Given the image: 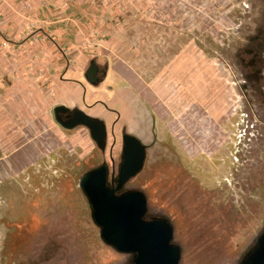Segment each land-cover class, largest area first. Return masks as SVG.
<instances>
[{"label": "rangeland", "instance_id": "obj_1", "mask_svg": "<svg viewBox=\"0 0 264 264\" xmlns=\"http://www.w3.org/2000/svg\"><path fill=\"white\" fill-rule=\"evenodd\" d=\"M16 2L27 13L1 27L0 67H38L37 45L75 47L161 86L178 110L140 142L142 169L116 194L144 195L178 264H240L264 229V0ZM27 75L26 86L11 77L0 110V264H134L100 239L79 186L101 165L111 186L121 136L107 133L101 151L84 128H61Z\"/></svg>", "mask_w": 264, "mask_h": 264}, {"label": "crops", "instance_id": "obj_2", "mask_svg": "<svg viewBox=\"0 0 264 264\" xmlns=\"http://www.w3.org/2000/svg\"><path fill=\"white\" fill-rule=\"evenodd\" d=\"M26 10V6L16 0H0V22H3L0 23V46L5 38L1 27L10 20L19 23L20 17L25 19ZM81 51L75 47L39 48L37 45L35 52L42 57L38 59V67H0V110L7 112L5 105L10 103V98L6 92L9 85L15 86L11 77L19 85L26 86L29 73L34 87L40 88L41 93L45 89L51 94L54 107L78 110L99 120L111 136L126 133L142 143L151 140L156 128L161 131L160 126L168 119L166 110L169 107L175 110L174 102L165 96L160 85L146 80L137 67L123 58L108 52L93 59L84 57ZM92 60L98 67L99 82L96 85H90L84 79ZM178 130L180 132V128ZM170 135H165L166 141L170 140Z\"/></svg>", "mask_w": 264, "mask_h": 264}, {"label": "water", "instance_id": "obj_3", "mask_svg": "<svg viewBox=\"0 0 264 264\" xmlns=\"http://www.w3.org/2000/svg\"><path fill=\"white\" fill-rule=\"evenodd\" d=\"M84 79L90 85L99 82L98 67L93 60L85 70ZM52 116L63 129L82 127L87 130L91 141L104 151L106 129L102 122L63 106L54 107ZM145 150L146 147L138 139L123 135L121 163L117 178H110L111 186L107 185L105 165L83 174L79 186L87 200L92 221L99 228L100 239L106 245L119 253L132 254L134 264H178L180 250L171 244L172 229L164 219H145L144 195L138 191L116 194L142 169ZM240 264H264V229Z\"/></svg>", "mask_w": 264, "mask_h": 264}, {"label": "flooded vegetation", "instance_id": "obj_4", "mask_svg": "<svg viewBox=\"0 0 264 264\" xmlns=\"http://www.w3.org/2000/svg\"><path fill=\"white\" fill-rule=\"evenodd\" d=\"M99 78V77H98ZM106 134H107V131H106ZM126 133H122V134H120V136H121V145H122V136L123 135H125ZM129 135V134H128Z\"/></svg>", "mask_w": 264, "mask_h": 264}]
</instances>
